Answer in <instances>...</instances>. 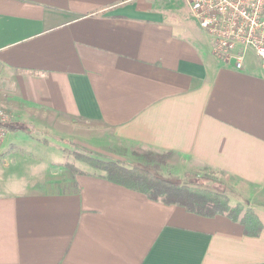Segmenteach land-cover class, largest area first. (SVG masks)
Returning a JSON list of instances; mask_svg holds the SVG:
<instances>
[{
    "label": "crops",
    "instance_id": "crops-1",
    "mask_svg": "<svg viewBox=\"0 0 264 264\" xmlns=\"http://www.w3.org/2000/svg\"><path fill=\"white\" fill-rule=\"evenodd\" d=\"M211 42L187 0H0V107L32 127L7 133L0 168L19 141L54 155L0 182V264H264V66L251 51L237 70ZM63 141L128 163L169 153L263 229L151 199Z\"/></svg>",
    "mask_w": 264,
    "mask_h": 264
},
{
    "label": "trees",
    "instance_id": "trees-1",
    "mask_svg": "<svg viewBox=\"0 0 264 264\" xmlns=\"http://www.w3.org/2000/svg\"><path fill=\"white\" fill-rule=\"evenodd\" d=\"M5 126L11 132L32 131V127L14 119ZM42 141L45 144L50 142L47 138ZM65 142L69 144V147L64 146L65 152L72 153L78 160L103 170L111 181L143 192L151 199L180 205L187 211L203 216L226 214L234 220H240L247 235L258 236L263 229V223L252 208L246 207L245 200L241 199L235 206H231L232 194L228 187L222 192L204 184V181L212 179L211 176L199 175L196 172H187L183 177L174 175L168 164L169 153L136 154L139 159L128 163L124 159L106 156L88 147L86 152H80L71 147L80 145L78 142Z\"/></svg>",
    "mask_w": 264,
    "mask_h": 264
},
{
    "label": "built area",
    "instance_id": "built-area-1",
    "mask_svg": "<svg viewBox=\"0 0 264 264\" xmlns=\"http://www.w3.org/2000/svg\"><path fill=\"white\" fill-rule=\"evenodd\" d=\"M198 24L212 39V52L237 70L253 51L264 66V0H187ZM0 67V87L3 83ZM11 114L0 107V145Z\"/></svg>",
    "mask_w": 264,
    "mask_h": 264
},
{
    "label": "rangeland",
    "instance_id": "rangeland-1",
    "mask_svg": "<svg viewBox=\"0 0 264 264\" xmlns=\"http://www.w3.org/2000/svg\"><path fill=\"white\" fill-rule=\"evenodd\" d=\"M49 143L57 144V143H59V141H57L56 139L53 138ZM64 144H67L65 146L69 145L66 142ZM33 146L34 145L31 146L26 141H19L18 146L15 145L12 147V149L9 152L8 157H7V162L10 163L9 165L11 166V168L7 169V168H5L6 166L0 168V182L1 183H3V181L5 179H8L7 178L8 175H13V176H16L18 178L19 177L18 173L29 179L33 175V170H37L39 167L38 165L41 164V162L46 163V161H48V159L53 158L54 155L51 154V152H49L48 150L37 149L36 147H33ZM51 147H53V146H51ZM42 149H44V148H42ZM75 150L80 151V152H86V149H83V148H81V149L76 148ZM67 153H68V155L71 156L70 159L78 160L72 153H69V152H67ZM137 159H139V157H137ZM39 160H43V161L39 162ZM41 166H42V164H41ZM12 170L14 173L9 172ZM222 183L225 184L224 182H222Z\"/></svg>",
    "mask_w": 264,
    "mask_h": 264
},
{
    "label": "water",
    "instance_id": "water-1",
    "mask_svg": "<svg viewBox=\"0 0 264 264\" xmlns=\"http://www.w3.org/2000/svg\"><path fill=\"white\" fill-rule=\"evenodd\" d=\"M204 184L218 191L224 192L226 190L225 184H223L222 182L213 181L212 179L204 181Z\"/></svg>",
    "mask_w": 264,
    "mask_h": 264
}]
</instances>
